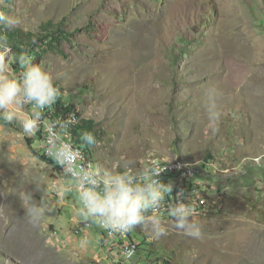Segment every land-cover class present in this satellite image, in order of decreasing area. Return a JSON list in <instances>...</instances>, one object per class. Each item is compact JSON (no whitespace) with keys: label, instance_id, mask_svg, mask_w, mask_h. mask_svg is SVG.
<instances>
[{"label":"rangeland","instance_id":"obj_1","mask_svg":"<svg viewBox=\"0 0 264 264\" xmlns=\"http://www.w3.org/2000/svg\"><path fill=\"white\" fill-rule=\"evenodd\" d=\"M0 12L35 35L28 60L72 108L62 117L103 131L85 151L93 164L122 171L131 158L137 170L159 175L167 164L203 172L164 179L171 192L158 215L167 235L150 237L139 226L121 234L95 221L78 235V190L35 154L48 140L44 124L62 128L54 104L31 136L19 120L0 119V264H264V0H0ZM5 59L0 74L19 79L12 50ZM211 89L222 113L215 133L203 106ZM32 111L26 105L18 114ZM28 192L51 208L38 222L26 211ZM181 193L199 239L167 215ZM100 231L112 244L139 245L138 254L126 260L121 245L102 248Z\"/></svg>","mask_w":264,"mask_h":264},{"label":"clouds","instance_id":"obj_2","mask_svg":"<svg viewBox=\"0 0 264 264\" xmlns=\"http://www.w3.org/2000/svg\"><path fill=\"white\" fill-rule=\"evenodd\" d=\"M20 25L19 18L0 12V27L4 30L13 31ZM10 52L11 47L6 36L0 34V69L5 65V58ZM16 62L21 67L19 79L0 74V108L4 109L0 119L8 123L19 120L23 133L31 136L39 129L45 108L54 104L56 113H66L72 108L67 111L56 109L55 101L60 93L47 71L31 63L23 55L16 56ZM219 95V90L211 89L203 105L213 133L219 131L222 115L217 104ZM26 105H31L33 111L31 115H25L21 119L18 111ZM57 123L48 125L47 151L62 166L64 175L71 178L72 184L78 190V215L86 220L95 221L111 232L123 234L139 226L150 237L160 238L167 235V229L158 212L165 205V198L171 192V185L164 184L158 179L160 172L137 170L134 167L135 161L131 158L122 163V171L102 169L96 166V163L95 166L84 167L78 163L83 158L79 150L60 138L56 131ZM78 124L73 130L77 129ZM73 137L77 138L76 135ZM82 140L88 145L97 143L91 132L82 133ZM85 151L88 152L87 147ZM255 162L261 164L262 159ZM60 169L59 167L58 171ZM179 195L181 199L167 205V215L172 218L176 229L181 230L184 235L199 239L201 227L192 219L194 209L191 204L185 203L183 193ZM25 199L28 203L26 211L32 222H38L51 210L45 200L36 201L31 192L26 194ZM127 255L130 257L132 252L129 251Z\"/></svg>","mask_w":264,"mask_h":264},{"label":"trees","instance_id":"obj_3","mask_svg":"<svg viewBox=\"0 0 264 264\" xmlns=\"http://www.w3.org/2000/svg\"><path fill=\"white\" fill-rule=\"evenodd\" d=\"M48 25H50V24H48ZM48 25H46L47 30L49 29ZM0 34L6 36L8 42L10 44L11 50L15 54V61H16V56H18V55H23L28 59L30 57H35L34 39H32V38H35V35L31 34V32H24V31H21L18 29H15L13 31L3 32V30L1 29ZM16 64L18 65L17 62H16ZM55 104L57 105L56 109L58 111H67L70 108V106H67L66 108H61V107H63V105H62V103H60L59 98H57V100L55 101ZM49 111L51 113L53 110L50 109ZM69 111H67V112H69ZM54 112H55V110H54ZM67 112L66 113H56L55 112L60 117L61 125H62L61 129L66 130V131L68 130L67 134L62 137L63 139L71 138L72 140L76 141L77 144L80 143V146L84 144L85 147H87L88 149L92 145H88V144H85L83 142L82 133H84V132L93 133L97 142H99L102 139L103 131L95 129L94 128V122L91 120H85V119L80 120V124L77 125V129L73 130L74 126L77 123L68 122L66 117L65 116L62 117V115H61V114L66 115ZM45 117L50 119L51 115L48 112H46ZM76 117H77V115H76ZM60 130L56 129L57 133H59ZM73 134L77 136L76 139L73 137L74 136ZM37 135H38V137H40V135H41L40 130L37 132ZM41 142H42V139H41ZM81 143H83V144H81ZM35 154L37 156L42 157L43 159L51 162V163L53 161L52 159L45 157L43 154H40L38 151H35ZM83 154L86 156V152L85 153L83 152ZM86 158H87V156H86ZM88 159H90V158H88ZM204 166H207V165H204ZM54 168H57V170H59V167H57V166H55ZM196 176H198V175H196ZM163 264H171V262L169 260H165L163 262Z\"/></svg>","mask_w":264,"mask_h":264},{"label":"built area","instance_id":"obj_4","mask_svg":"<svg viewBox=\"0 0 264 264\" xmlns=\"http://www.w3.org/2000/svg\"><path fill=\"white\" fill-rule=\"evenodd\" d=\"M44 123V122H43ZM44 128L47 130L45 124H44ZM48 141V140H47ZM47 141L46 143L44 144V147L43 149H41L42 151V154L44 156H46L47 158H50L53 160V162L58 165L61 169L60 171L64 174L63 172V168L62 166L48 153L47 151ZM156 166V165H155ZM179 172H195V177H197L196 175H201V173L203 172H200L194 168L192 169H188V170H179V169H165L163 168V174L159 175L158 179H160L163 183H164V179L165 177H170L171 175L173 174H177ZM70 178V177H68ZM188 202V200H187ZM94 223L93 220H83V221H76V223L73 225V229L74 231L79 235V234H83V231L84 230H89V228L92 226V224ZM96 226H97V223L95 222ZM99 228V227H97ZM99 235H100V245L102 246V248H104L105 246H110V249H114V245H121V252L120 255L121 256H124L126 258V260H129L130 257H135L137 254H138V248H139V245L137 244H130V243H123L120 241L119 244H112L109 240V238H104L103 235L101 234V231L99 232ZM131 251L132 252V255L129 257L127 255V253ZM149 255H140L141 258H147Z\"/></svg>","mask_w":264,"mask_h":264},{"label":"bare ground","instance_id":"obj_5","mask_svg":"<svg viewBox=\"0 0 264 264\" xmlns=\"http://www.w3.org/2000/svg\"><path fill=\"white\" fill-rule=\"evenodd\" d=\"M71 110V109H70ZM66 115H68V113L66 114ZM70 117H71V119H72V122L73 123H75L76 122V118H75V116H73L72 114H70ZM78 117V116H77ZM57 129V128H56ZM72 135V134H71ZM45 139L47 140L48 139V132H47V130H46V133H45ZM62 139V138H61ZM43 147H44V145L42 146V149H43ZM73 148H75V149H78L79 150V152L82 154V159L80 160V161H78V163L80 164V165H82V166H84V167H89V166H95L94 164H93V162L90 160V159H88V157L86 158V156L83 154V152L85 153V147H84V145H81L80 146V144H77V143H74V146H73ZM41 149V148H40ZM179 165V164H178ZM163 168H165V169H177L175 166H173V165H169V164H167V165H164L163 166ZM189 168H184V169H179V170H188ZM192 169V168H191ZM181 173H183V174H187V172H181ZM195 173V172H194ZM161 174H163V170H162V172H161ZM178 175H180V174H178ZM187 177L185 176V179H186ZM165 179L167 180V179H175L174 178V174L173 175H171L170 177H165ZM189 179V178H188ZM185 181V180H184ZM193 181V180H192ZM180 182V181H179ZM191 183V182H190ZM181 184V183H180ZM171 185V184H170ZM194 185V184H193ZM186 187H187V185H185ZM172 187H174V186H172ZM184 188V187H183ZM173 189V188H172ZM175 189H176V187H175ZM191 195V194H190ZM179 196V195H178ZM183 196H185V195H183ZM133 244V243H132Z\"/></svg>","mask_w":264,"mask_h":264}]
</instances>
